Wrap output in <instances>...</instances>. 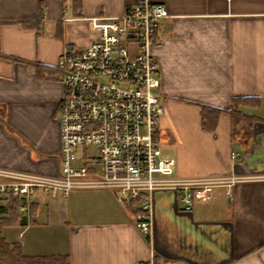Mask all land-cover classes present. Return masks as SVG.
Segmentation results:
<instances>
[{
	"label": "crops",
	"instance_id": "0c3cea01",
	"mask_svg": "<svg viewBox=\"0 0 264 264\" xmlns=\"http://www.w3.org/2000/svg\"><path fill=\"white\" fill-rule=\"evenodd\" d=\"M132 0H0V170L60 174L55 64L97 38L91 18ZM169 16L151 49L164 106L156 136L173 177L245 176L184 210L179 191H152L151 228L136 227L107 189L31 200L32 219L0 200L1 264H264V0H150ZM233 98H247L231 109ZM218 110L203 125L201 111ZM237 157L233 159L231 154ZM11 178L0 176V181Z\"/></svg>",
	"mask_w": 264,
	"mask_h": 264
},
{
	"label": "built area",
	"instance_id": "2783aa9c",
	"mask_svg": "<svg viewBox=\"0 0 264 264\" xmlns=\"http://www.w3.org/2000/svg\"><path fill=\"white\" fill-rule=\"evenodd\" d=\"M168 16L163 3L132 0L118 16L91 18L97 38L84 49L63 48L55 64L64 87L59 103L60 174L0 170L11 178L0 181V200L24 197L15 210L30 220L31 200L39 191L53 196L73 189H107L121 207L139 210L135 225L149 234L153 190L179 191L183 209L190 210L195 200L209 199L214 187L226 186L229 196L234 183L249 179L172 176L175 160L164 155L156 136L164 106L151 53ZM1 237L0 232V257Z\"/></svg>",
	"mask_w": 264,
	"mask_h": 264
},
{
	"label": "trees",
	"instance_id": "16d2710c",
	"mask_svg": "<svg viewBox=\"0 0 264 264\" xmlns=\"http://www.w3.org/2000/svg\"><path fill=\"white\" fill-rule=\"evenodd\" d=\"M246 99L247 98H233L231 109L236 112L237 105L245 102ZM218 113H219L218 110L211 109V110L208 111V108L206 106H203V110L201 111V118H202L203 125L207 126L206 125V120H208L209 118H212V117H217ZM5 207L7 208V211H9L8 214H7V217L11 218V195L8 196L7 204H6ZM138 211L139 210H136L135 212H138ZM1 223H7V221L6 220L5 221H0V224ZM62 264H67V262H64Z\"/></svg>",
	"mask_w": 264,
	"mask_h": 264
},
{
	"label": "rangeland",
	"instance_id": "374dc122",
	"mask_svg": "<svg viewBox=\"0 0 264 264\" xmlns=\"http://www.w3.org/2000/svg\"><path fill=\"white\" fill-rule=\"evenodd\" d=\"M88 151L89 152H94V149L92 148V147H89L88 148ZM0 176H2V175H0ZM9 178V177H8ZM1 246H2V241H1ZM2 257V256H1ZM1 257H0V262H1Z\"/></svg>",
	"mask_w": 264,
	"mask_h": 264
}]
</instances>
